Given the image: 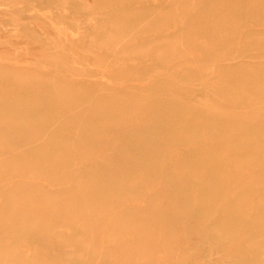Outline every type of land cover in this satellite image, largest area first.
I'll list each match as a JSON object with an SVG mask.
<instances>
[{
  "label": "rangeland",
  "instance_id": "1",
  "mask_svg": "<svg viewBox=\"0 0 264 264\" xmlns=\"http://www.w3.org/2000/svg\"><path fill=\"white\" fill-rule=\"evenodd\" d=\"M0 264H264V0H0Z\"/></svg>",
  "mask_w": 264,
  "mask_h": 264
},
{
  "label": "bare ground",
  "instance_id": "2",
  "mask_svg": "<svg viewBox=\"0 0 264 264\" xmlns=\"http://www.w3.org/2000/svg\"><path fill=\"white\" fill-rule=\"evenodd\" d=\"M219 64V63H218ZM200 84V83H199ZM195 143V142H194ZM253 145V144H252ZM255 145V144H254ZM190 146V145H189ZM170 148V147H169ZM168 151V150H167ZM173 151V150H172ZM231 156V155H230ZM168 157V156H167ZM170 157V156H169ZM240 180V179H239ZM228 186V185H227ZM206 198V197H205ZM179 199V198H178ZM194 199V198H193ZM199 202V201H198ZM119 206V205H118ZM175 207V206H174ZM135 209V208H134ZM208 212V211H207ZM215 214V213H214ZM251 215V214H250ZM217 216V215H216ZM215 220H216V218H215ZM190 221V220H189ZM197 221V220H196ZM209 221V220H208ZM213 221V220H212ZM227 221V220H226ZM191 222V221H190ZM226 224V223H225ZM179 225V224H178ZM195 225V224H194ZM208 225V224H207ZM209 226V225H208ZM243 227V226H242ZM246 227V226H245ZM240 230H242V229H240ZM187 231V230H186ZM197 231V230H196ZM201 231V230H200ZM195 232V231H194ZM207 232V231H206ZM241 232V231H240ZM200 233V232H199ZM237 233H238V231H237ZM207 234V233H206ZM204 235V234H203ZM249 235H251V234H249ZM200 236H201V234H200ZM205 236V235H204ZM189 238V237H188ZM202 238V237H201ZM213 238V237H212ZM233 238H235V236L233 237ZM193 239H194V237H193ZM207 239V238H206ZM190 240V239H189ZM219 240H221L220 238H219ZM224 240H227V238H224ZM192 241V240H191ZM245 241V240H244ZM244 241H242V242H244ZM207 244V243H206ZM227 244V243H226ZM204 246V245H203ZM209 247V246H208ZM245 247V246H244ZM214 248V247H213ZM242 248V247H241ZM176 250H181V248H180V246H177V249ZM211 251V250H210ZM224 256V255H223Z\"/></svg>",
  "mask_w": 264,
  "mask_h": 264
}]
</instances>
